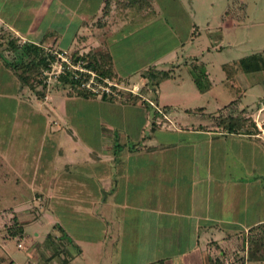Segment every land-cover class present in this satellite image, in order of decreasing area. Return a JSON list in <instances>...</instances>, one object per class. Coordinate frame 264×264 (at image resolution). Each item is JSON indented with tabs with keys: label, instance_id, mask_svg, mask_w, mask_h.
Here are the masks:
<instances>
[{
	"label": "rangeland",
	"instance_id": "obj_1",
	"mask_svg": "<svg viewBox=\"0 0 264 264\" xmlns=\"http://www.w3.org/2000/svg\"><path fill=\"white\" fill-rule=\"evenodd\" d=\"M29 2L21 7L16 22L21 26L31 18L39 32L60 30L59 40L66 42L78 21L71 9L87 3L95 11L100 0H47L46 9L40 11L33 1ZM123 2L120 7L127 18L119 25L130 23L109 35L105 46L117 72V78L111 81L119 85H109L116 100H103L100 92H95L98 95L92 98L76 97L75 93L69 97L70 89L53 80L61 68L59 61L47 72L44 79L48 86L40 99L16 82L0 58V264H43L52 252L51 242L46 238L48 232L62 237L64 249L60 256L71 258L68 264H114L115 260L110 259V254H115L112 246L110 253L107 238H102L108 204L100 198L111 191L108 189L111 178L122 180L123 167L116 164L114 157L128 162L130 156L140 155L129 153L128 145L149 142L148 136L152 134L158 141L168 135L170 120L163 119L162 127L156 131L151 129L155 114L160 117L168 114L172 121L183 123H206L221 112L244 109L257 126L264 125L261 108L264 107V0ZM18 7L14 4V8ZM92 8L85 9V13ZM132 22L137 26L130 28ZM180 42H185V46L181 47ZM190 54L194 57L188 58ZM68 56L69 51L62 57ZM242 57H248L245 61L248 68L240 64ZM154 58H164L162 63L155 64L157 68L174 65L171 76L159 84L161 89L156 93L148 86L141 87L137 90L140 98L130 99L129 95L134 93L129 89L134 84L138 86L136 82L146 81L137 69L140 62ZM196 59L203 60L205 67H191L189 63ZM173 60L176 63H171ZM205 68L208 73H201ZM198 73L206 88L201 94L193 79ZM190 89L196 93L195 97ZM230 100L231 110L224 105ZM168 104L174 110L167 113ZM200 105L206 109L196 107ZM186 106L195 108L180 109ZM53 141L57 142L56 147ZM73 146L77 148L74 154ZM89 151L98 157L91 159ZM109 156L111 174L104 169L107 162L102 161ZM60 159L71 168L73 176L68 171L60 172ZM52 171L63 181L62 178L72 176V183L84 182L85 189L81 192L71 187L57 189L62 193L53 201L55 197L48 193L54 190L43 189ZM255 173L264 174V167H255ZM44 177L46 181L42 180ZM99 184L107 188L94 193V186ZM111 197L109 193L107 200ZM13 215L26 223L24 235L10 234L8 226ZM212 231L217 237L224 234L220 229ZM60 261V257H55L50 264H63Z\"/></svg>",
	"mask_w": 264,
	"mask_h": 264
},
{
	"label": "crops",
	"instance_id": "obj_2",
	"mask_svg": "<svg viewBox=\"0 0 264 264\" xmlns=\"http://www.w3.org/2000/svg\"><path fill=\"white\" fill-rule=\"evenodd\" d=\"M31 1L39 11L47 4V0ZM103 1L96 4L95 11L87 3L71 9L78 21L66 42L59 40L62 37L60 30L45 29L43 33L39 32L31 18L21 15V18H28L27 23L20 26L16 22L21 7L30 4L29 0H0V25L10 28L22 40L42 42L45 46L54 44L65 51L105 48L108 36L130 22L119 25L127 14H123L118 1H112L107 22L102 27L96 26L94 18ZM14 4L19 7L14 8ZM89 8H92L91 12L85 13V9L88 11ZM136 20L138 24L141 23L140 19ZM132 24L130 28L137 26ZM55 26L61 27L59 24ZM180 45L185 46V42H180ZM191 57L194 54L188 56ZM163 59L140 62L137 69L141 71L149 64L162 63ZM186 61L188 63L189 60ZM171 63L176 62L173 60ZM204 63L196 59L189 64L199 69L198 65L204 68ZM204 72L208 73L207 68ZM225 74L231 75L229 71H225ZM159 84L153 88L155 93L161 89ZM205 89L201 91L197 88L200 94ZM190 90L194 96L189 94L195 97L196 93ZM168 105L167 113L174 110L171 104ZM196 107L206 109L203 105ZM188 108L192 110L195 107L180 109L187 111ZM242 110L246 114L247 111ZM163 119L170 120L168 125L171 126L164 139L158 141L156 135L152 134L148 136L151 140L145 142L150 145L149 148L129 150L127 147L129 153L140 154L130 156L128 162L114 157L116 164L123 167L122 180L111 178L108 188L111 191H106L107 194L100 198V201L108 204L109 210L104 219L102 238H107L109 252L112 246L111 251L115 253L110 254V259L115 260L114 264H214L217 254L224 253V259L233 255L237 258L243 249L247 229L264 221V174L255 173V167H264V125H258L260 131L257 133H235L224 131L212 125L211 121L183 123L180 120L172 121L168 114L166 117L155 114L151 129H160ZM56 143L53 141L54 147ZM71 150L74 154L77 148L73 146ZM58 153H62L61 147ZM88 154L92 156L91 159L98 157L92 155L91 151ZM111 158L102 159L107 162L104 167L107 174L112 173ZM59 165L60 172L68 171L67 174L73 176L65 161L60 159ZM72 176L62 178L63 181L52 171L43 189L54 190L48 193V196L55 197L53 201L62 193L57 189L71 187L80 192L85 189L84 182L72 183ZM42 180L46 181V177ZM105 188L107 186L103 184L95 185L94 193L97 190L101 193V189ZM109 193L113 196L110 201L107 200ZM213 229H220L224 234L217 237ZM66 256L56 255L53 258L60 257L61 263L68 264L71 258Z\"/></svg>",
	"mask_w": 264,
	"mask_h": 264
},
{
	"label": "trees",
	"instance_id": "obj_3",
	"mask_svg": "<svg viewBox=\"0 0 264 264\" xmlns=\"http://www.w3.org/2000/svg\"><path fill=\"white\" fill-rule=\"evenodd\" d=\"M112 1L113 0L103 1L101 14L94 23L96 26H104L106 16L111 10ZM116 1H118L121 6L125 4L123 0ZM63 54H67V51L56 47L54 44L45 46L42 42L22 40L19 36L14 34L10 28L0 25V58L4 67L11 71L19 85H23L24 88L29 89L30 93L35 94L36 97L40 99L44 97L48 86L44 78L47 77V72L56 61H59L61 68L54 75L53 80L56 84L70 89L68 96H72L74 93L77 96L85 98L98 95L85 86V82L89 79L92 72L95 73L98 79L108 78L109 80H114L117 78L113 57L105 48L91 47L82 52H80L79 49L71 50L68 56L69 62L67 61V57H62ZM247 59L248 57H242L240 60V64L246 68H248L249 65L245 63ZM172 66L174 65H170L169 68H157L156 65L151 64L144 70L142 69L141 76L146 81L143 82L144 84L136 82L138 84V89L140 90L141 87L146 88L148 86V89L153 90L162 80L171 76ZM200 67L201 66L198 65L199 69ZM250 67L253 69L255 68L254 66ZM200 71L201 70H199V73ZM203 71L204 69L201 73H203ZM199 73L193 76V79L197 88L202 91L205 87L200 81L201 77ZM132 92L134 94L129 95V98L131 99L133 97V99L138 100L140 98L139 96H141L140 92ZM100 94L103 100H116L114 99L113 91L102 92ZM231 102L232 100L228 104L229 107L233 104ZM197 108L201 109L202 107ZM211 124L227 132L237 133L252 131L257 133L260 131L255 119L251 115H246L242 109L237 112L233 110L227 113L221 112L217 116H214V120ZM142 147L149 148L150 145L145 142L128 145L129 150ZM12 220V223L8 226L10 234L18 236L24 235V225L26 223L20 222L15 215L12 216ZM56 225L57 228L62 229V226L57 223ZM46 238L51 242L49 246L52 252L46 256L43 264H50L51 259L56 255H60V252H62L64 248L63 243L60 241L62 239L60 235L48 232ZM243 250L240 258H236L234 255L231 258H226L228 259V264H250L255 261H260L264 264V221L256 223L247 229L243 239ZM224 256V253L217 254L213 261L214 264H224Z\"/></svg>",
	"mask_w": 264,
	"mask_h": 264
},
{
	"label": "built area",
	"instance_id": "obj_4",
	"mask_svg": "<svg viewBox=\"0 0 264 264\" xmlns=\"http://www.w3.org/2000/svg\"><path fill=\"white\" fill-rule=\"evenodd\" d=\"M66 59V58H65ZM67 61L69 62V60L67 59ZM78 65V64H77ZM76 67V66H75ZM83 69V68H80ZM109 85H116L118 86L119 84L115 81H111L108 78H103V79H98L95 76V73H91L89 79L85 82V86L90 89L93 92H110V88ZM132 90L134 92H136L138 90V86L136 84L133 85ZM224 264H228V259H225Z\"/></svg>",
	"mask_w": 264,
	"mask_h": 264
}]
</instances>
